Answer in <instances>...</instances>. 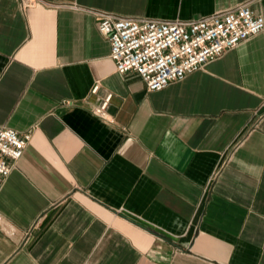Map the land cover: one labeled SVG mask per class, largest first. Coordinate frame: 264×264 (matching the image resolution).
Returning <instances> with one entry per match:
<instances>
[{
  "label": "crops",
  "instance_id": "1",
  "mask_svg": "<svg viewBox=\"0 0 264 264\" xmlns=\"http://www.w3.org/2000/svg\"><path fill=\"white\" fill-rule=\"evenodd\" d=\"M248 1L264 20V0H0V127L29 136L0 186V264H264V28L147 92L94 14Z\"/></svg>",
  "mask_w": 264,
  "mask_h": 264
},
{
  "label": "built area",
  "instance_id": "2",
  "mask_svg": "<svg viewBox=\"0 0 264 264\" xmlns=\"http://www.w3.org/2000/svg\"><path fill=\"white\" fill-rule=\"evenodd\" d=\"M23 8L38 0H19ZM243 2L191 20L121 17L94 12L116 74H137L147 92L182 80L205 63L263 31L264 20ZM103 106L96 111L102 115ZM29 136L0 127V186L21 157Z\"/></svg>",
  "mask_w": 264,
  "mask_h": 264
}]
</instances>
